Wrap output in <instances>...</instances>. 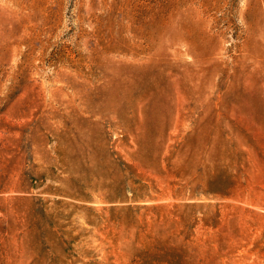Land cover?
<instances>
[{"label": "rangeland", "instance_id": "obj_1", "mask_svg": "<svg viewBox=\"0 0 264 264\" xmlns=\"http://www.w3.org/2000/svg\"><path fill=\"white\" fill-rule=\"evenodd\" d=\"M0 264H264V0H0Z\"/></svg>", "mask_w": 264, "mask_h": 264}]
</instances>
